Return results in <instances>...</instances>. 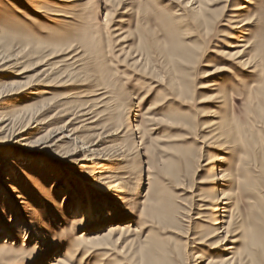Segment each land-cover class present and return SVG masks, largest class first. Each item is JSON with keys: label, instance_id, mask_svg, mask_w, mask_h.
<instances>
[{"label": "rangeland", "instance_id": "374dc122", "mask_svg": "<svg viewBox=\"0 0 264 264\" xmlns=\"http://www.w3.org/2000/svg\"><path fill=\"white\" fill-rule=\"evenodd\" d=\"M0 171V264H264V0H0Z\"/></svg>", "mask_w": 264, "mask_h": 264}, {"label": "bare ground", "instance_id": "6f19581e", "mask_svg": "<svg viewBox=\"0 0 264 264\" xmlns=\"http://www.w3.org/2000/svg\"><path fill=\"white\" fill-rule=\"evenodd\" d=\"M5 129V128H4ZM2 130V129H1ZM56 134H57V132H56ZM55 134V135H56ZM54 136V135H53ZM81 149H84L83 147H81L80 148V150ZM1 172V171H0ZM221 199H227L226 197H225V193H222V197H221ZM221 204H223L224 206H222L221 207V210L219 209V211H221V212H223V213H227L228 212V205H229V202H223L222 203V201H219ZM226 216H224L223 214H222V217H221V220L220 221H218V222H216L217 224H219V227L218 228H222L223 229V231L225 232L224 233V236L222 237V239H223V241L225 240V238H226V236L228 235V230H227V228H228V226H226V227H224V224L227 222V221H224V218H225ZM15 225H17V224H15ZM17 226H19V224L17 225ZM120 227V226H119ZM119 227H117V228H119ZM132 227V225H131V223L130 222H128L127 224H125L124 226H123V228H125V229H128V228H131ZM17 228V227H16ZM112 228H114V227H112ZM227 230V231H226ZM126 231V230H125ZM109 232V231H108ZM123 232V231H122ZM7 235H8V233H7ZM109 235H110V233H109ZM5 241V240H4ZM234 241V240H233ZM5 242H7V241H5ZM232 242V241H231ZM234 246V245H233ZM233 246H231V245H227V246H225V250L226 251H228L227 253H228V255L226 256V257H224L222 260H219V261H216V263H218V264H224V263H232L233 261H234V259H235V257H234V253L232 252V250L234 249V247ZM232 254V255H231ZM224 262V263H223ZM53 264V263H52Z\"/></svg>", "mask_w": 264, "mask_h": 264}]
</instances>
